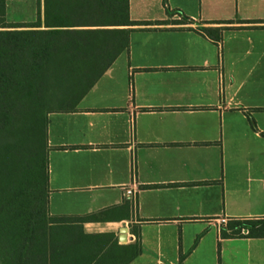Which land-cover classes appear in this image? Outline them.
<instances>
[{
  "label": "crops",
  "instance_id": "1",
  "mask_svg": "<svg viewBox=\"0 0 264 264\" xmlns=\"http://www.w3.org/2000/svg\"><path fill=\"white\" fill-rule=\"evenodd\" d=\"M185 4L192 23L174 24L129 0L132 20L167 23L131 31L77 110L48 114V214L96 217L54 234L102 264H264V237H220L223 219L264 218V0Z\"/></svg>",
  "mask_w": 264,
  "mask_h": 264
},
{
  "label": "trees",
  "instance_id": "2",
  "mask_svg": "<svg viewBox=\"0 0 264 264\" xmlns=\"http://www.w3.org/2000/svg\"><path fill=\"white\" fill-rule=\"evenodd\" d=\"M166 11L181 14L174 24L192 23ZM164 23L132 20L129 0H39L36 21L9 22L0 0V264H102L92 241L54 234L56 224L96 217L48 214V114L77 110L129 49L130 32ZM222 29L196 30L219 40ZM220 237H264V218H231ZM140 251L138 242L126 247V262Z\"/></svg>",
  "mask_w": 264,
  "mask_h": 264
},
{
  "label": "rangeland",
  "instance_id": "3",
  "mask_svg": "<svg viewBox=\"0 0 264 264\" xmlns=\"http://www.w3.org/2000/svg\"><path fill=\"white\" fill-rule=\"evenodd\" d=\"M163 3L166 4L165 11L167 9L169 11L177 10L176 5L174 4L186 6L185 0H161V4ZM234 3H236V0H234ZM7 6L8 7L6 9V19L9 22H33L37 19L39 11V0H7ZM40 7L42 8V1ZM177 15L181 16V14ZM22 166L23 165L21 163L19 165V168L21 169ZM221 223H225L226 225L227 220H222Z\"/></svg>",
  "mask_w": 264,
  "mask_h": 264
},
{
  "label": "water",
  "instance_id": "4",
  "mask_svg": "<svg viewBox=\"0 0 264 264\" xmlns=\"http://www.w3.org/2000/svg\"><path fill=\"white\" fill-rule=\"evenodd\" d=\"M126 231H127V227H122L120 230L121 234L119 235V243L121 244H124L127 242V238L125 235Z\"/></svg>",
  "mask_w": 264,
  "mask_h": 264
},
{
  "label": "built area",
  "instance_id": "5",
  "mask_svg": "<svg viewBox=\"0 0 264 264\" xmlns=\"http://www.w3.org/2000/svg\"><path fill=\"white\" fill-rule=\"evenodd\" d=\"M126 193L130 194V193H132V190L127 189V190H126ZM224 220H225V219H223V221H224ZM242 232H243V233H247V230H244V229H243Z\"/></svg>",
  "mask_w": 264,
  "mask_h": 264
}]
</instances>
